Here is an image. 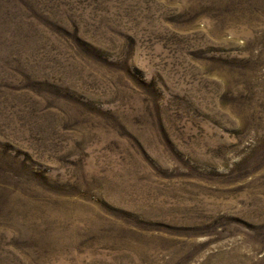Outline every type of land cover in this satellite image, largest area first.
Here are the masks:
<instances>
[{
  "label": "rangeland",
  "instance_id": "obj_1",
  "mask_svg": "<svg viewBox=\"0 0 264 264\" xmlns=\"http://www.w3.org/2000/svg\"><path fill=\"white\" fill-rule=\"evenodd\" d=\"M0 264H264V0H0Z\"/></svg>",
  "mask_w": 264,
  "mask_h": 264
}]
</instances>
